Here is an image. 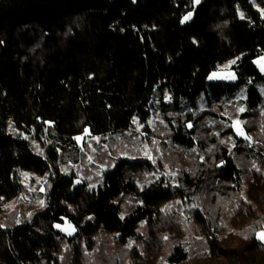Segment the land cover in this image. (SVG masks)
<instances>
[{
	"label": "trees",
	"instance_id": "16d2710c",
	"mask_svg": "<svg viewBox=\"0 0 264 264\" xmlns=\"http://www.w3.org/2000/svg\"><path fill=\"white\" fill-rule=\"evenodd\" d=\"M263 54L264 0H0V206L22 172L46 182L42 210L0 220V264H61L65 243V264H264ZM230 60L235 82L208 83ZM242 90L245 139L222 112ZM152 111L150 159L116 160L96 189L62 172L80 138Z\"/></svg>",
	"mask_w": 264,
	"mask_h": 264
},
{
	"label": "rangeland",
	"instance_id": "374dc122",
	"mask_svg": "<svg viewBox=\"0 0 264 264\" xmlns=\"http://www.w3.org/2000/svg\"><path fill=\"white\" fill-rule=\"evenodd\" d=\"M233 62L234 60H230L220 64L216 70L208 75L207 82H235L236 76L232 70ZM255 65L260 73L264 75V54L255 60ZM259 89L264 100V86H259ZM243 99L244 91L242 90L236 96L227 100L226 104H222V112L229 111L228 113L232 119V127L235 135L245 139L246 134L243 127H241V121L238 119L239 115L244 111L241 107V101ZM214 107H217V105H214ZM200 108L203 109V106L200 105ZM220 113L219 110V114ZM159 122V114H155V112L152 111L146 124L134 120L130 130L119 133L116 136H110L106 139L97 136H84L80 138L78 140L79 150L75 152L74 159L71 157L72 155L65 156V164L61 167L62 172L73 173L76 183L86 182L89 188L96 189L102 174L106 170L111 169L116 160L120 158L129 160L150 159L151 155L154 153L147 143L146 137L149 132L145 131V125L150 127ZM156 151L163 153V150H160L158 146H156ZM29 177L28 173L22 172L21 179L25 190L14 199L0 206V220L2 222L4 221L6 224L18 223L29 219L32 214L42 210L44 206L43 196L46 182L42 177H34L37 180L30 182ZM240 194H243V190H241ZM236 200L237 196L232 197V202ZM122 207L126 208V202L123 203ZM55 230L64 235L65 238L75 234L74 226L66 220L63 223L56 224ZM139 232H141V230H139ZM261 241L264 242V240ZM133 245L137 246L136 241L130 239L124 245V248H130ZM67 247L68 245L65 243L61 264H65V261L69 259L66 255ZM114 248L115 243L113 242V237L103 231L99 232L94 249L101 253L106 250H113Z\"/></svg>",
	"mask_w": 264,
	"mask_h": 264
},
{
	"label": "snow or ice",
	"instance_id": "6c2138e0",
	"mask_svg": "<svg viewBox=\"0 0 264 264\" xmlns=\"http://www.w3.org/2000/svg\"><path fill=\"white\" fill-rule=\"evenodd\" d=\"M196 3H199V0H196ZM190 15H187L184 17V20H188L190 18ZM183 22V21H182ZM257 238L261 239V240H264V232H260V233H257Z\"/></svg>",
	"mask_w": 264,
	"mask_h": 264
}]
</instances>
